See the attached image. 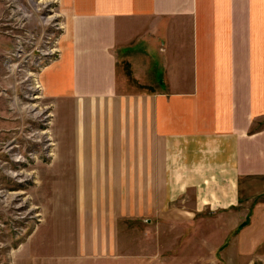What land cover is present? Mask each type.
Returning <instances> with one entry per match:
<instances>
[{
	"label": "crops",
	"instance_id": "1",
	"mask_svg": "<svg viewBox=\"0 0 264 264\" xmlns=\"http://www.w3.org/2000/svg\"><path fill=\"white\" fill-rule=\"evenodd\" d=\"M57 1L40 80L77 206L55 264H264V0Z\"/></svg>",
	"mask_w": 264,
	"mask_h": 264
},
{
	"label": "rangeland",
	"instance_id": "2",
	"mask_svg": "<svg viewBox=\"0 0 264 264\" xmlns=\"http://www.w3.org/2000/svg\"><path fill=\"white\" fill-rule=\"evenodd\" d=\"M67 20L57 0H0V264H55L70 245L69 133L40 80Z\"/></svg>",
	"mask_w": 264,
	"mask_h": 264
}]
</instances>
